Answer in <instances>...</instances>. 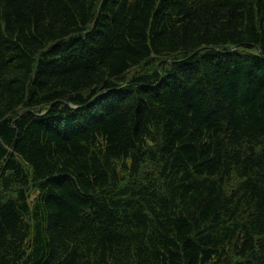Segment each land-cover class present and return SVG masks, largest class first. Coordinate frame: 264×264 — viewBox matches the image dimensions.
Listing matches in <instances>:
<instances>
[{"label": "trees", "instance_id": "16d2710c", "mask_svg": "<svg viewBox=\"0 0 264 264\" xmlns=\"http://www.w3.org/2000/svg\"><path fill=\"white\" fill-rule=\"evenodd\" d=\"M0 264H264V0H0Z\"/></svg>", "mask_w": 264, "mask_h": 264}]
</instances>
